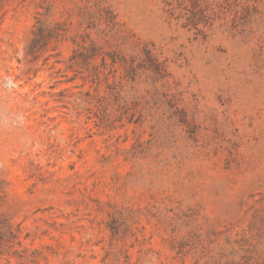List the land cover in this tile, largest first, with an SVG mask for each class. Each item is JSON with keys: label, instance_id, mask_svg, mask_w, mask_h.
<instances>
[{"label": "rangeland", "instance_id": "1", "mask_svg": "<svg viewBox=\"0 0 264 264\" xmlns=\"http://www.w3.org/2000/svg\"><path fill=\"white\" fill-rule=\"evenodd\" d=\"M0 264H264V0H0Z\"/></svg>", "mask_w": 264, "mask_h": 264}]
</instances>
